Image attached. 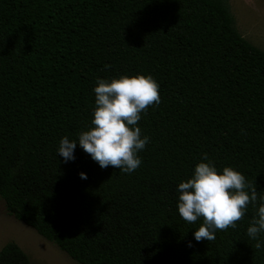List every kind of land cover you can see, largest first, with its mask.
I'll list each match as a JSON object with an SVG mask.
<instances>
[{
  "label": "trees",
  "instance_id": "16d2710c",
  "mask_svg": "<svg viewBox=\"0 0 264 264\" xmlns=\"http://www.w3.org/2000/svg\"><path fill=\"white\" fill-rule=\"evenodd\" d=\"M138 74L161 97L137 125L150 139L142 163L101 168L78 142L93 126L94 88ZM65 136L77 141L68 162ZM202 160L258 191L211 242L195 240L202 218L178 212V186ZM0 197L79 264H264V233L247 234L264 202V50L226 0H0ZM0 264L30 260L9 241Z\"/></svg>",
  "mask_w": 264,
  "mask_h": 264
},
{
  "label": "clouds",
  "instance_id": "9594fccd",
  "mask_svg": "<svg viewBox=\"0 0 264 264\" xmlns=\"http://www.w3.org/2000/svg\"><path fill=\"white\" fill-rule=\"evenodd\" d=\"M109 67V66H105ZM160 85L150 75H122L110 82L98 79L94 88L95 109L89 130L79 134V145L101 168L112 166L125 173H132L142 163L138 152L150 142L142 136L138 125L141 114L161 102ZM77 141L67 136L60 141L58 154L65 162L74 160ZM208 154L204 153L205 160ZM87 179L86 173L80 174ZM250 190V191H249ZM178 212L184 221L194 224L202 218L203 223L194 233L197 242L216 239V232L235 228L247 212L249 204L258 200L256 185L232 167H224L222 173L211 162L202 160L194 175L181 182ZM264 201V197L259 198ZM264 233V202H261L256 216L247 229L248 236L258 240ZM191 246V245H190ZM261 247V242L255 244Z\"/></svg>",
  "mask_w": 264,
  "mask_h": 264
},
{
  "label": "rangeland",
  "instance_id": "374dc122",
  "mask_svg": "<svg viewBox=\"0 0 264 264\" xmlns=\"http://www.w3.org/2000/svg\"><path fill=\"white\" fill-rule=\"evenodd\" d=\"M240 34L264 50V0H226ZM14 241L28 255L30 264H79L35 229L6 210L0 197V248Z\"/></svg>",
  "mask_w": 264,
  "mask_h": 264
}]
</instances>
